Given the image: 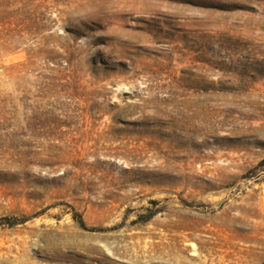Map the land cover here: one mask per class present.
<instances>
[{
    "label": "rangeland",
    "instance_id": "obj_1",
    "mask_svg": "<svg viewBox=\"0 0 264 264\" xmlns=\"http://www.w3.org/2000/svg\"><path fill=\"white\" fill-rule=\"evenodd\" d=\"M0 264H264V0H0Z\"/></svg>",
    "mask_w": 264,
    "mask_h": 264
}]
</instances>
